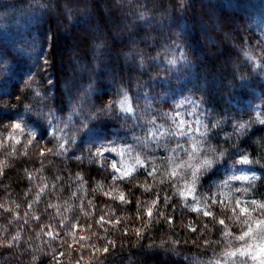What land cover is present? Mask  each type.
<instances>
[{"label": "trees", "instance_id": "obj_1", "mask_svg": "<svg viewBox=\"0 0 264 264\" xmlns=\"http://www.w3.org/2000/svg\"><path fill=\"white\" fill-rule=\"evenodd\" d=\"M10 2L0 0L2 115L21 117L0 122V264H213L256 239L258 219L183 190L192 169L209 184L246 156L256 175L231 199L264 203V0H45L5 30ZM125 92L130 112L115 103ZM89 109L113 151L74 131ZM193 111V134L150 135Z\"/></svg>", "mask_w": 264, "mask_h": 264}, {"label": "rangeland", "instance_id": "obj_2", "mask_svg": "<svg viewBox=\"0 0 264 264\" xmlns=\"http://www.w3.org/2000/svg\"><path fill=\"white\" fill-rule=\"evenodd\" d=\"M45 0H11L9 5V14H4L1 17V22L6 27L5 30H7L8 26L11 24L13 26L18 25L19 28L20 25H24L26 21L21 23V20L25 18L26 11L30 12L35 7H37L40 2H44ZM261 23L260 29H262V35L264 36V26H262V22L264 24V15L262 18L259 19ZM260 56L262 61H264V46L262 50L260 51ZM79 71V70H78ZM123 108H130L131 111L133 109L132 103H130L129 100H126L123 107L120 105V110L124 111ZM124 112H130V111H124ZM194 111L191 113H188V115H180L178 118V121L174 124L172 129L169 131L167 128V132H175L176 135L179 137L191 135L193 132H196L197 130L193 125H197L198 119H196ZM181 121L183 122L181 124ZM17 129V128H16ZM17 130H20L17 129ZM16 131V130H15ZM22 131L20 135H16V141L20 142L23 141L22 138ZM30 145L33 144V142H29ZM40 154H43L44 150L39 151ZM104 158V157H103ZM191 162H186L181 167L182 172L187 173L191 169ZM222 175L219 178L212 179L209 184H203L202 182L198 181V179L195 176V172L197 169L190 171L191 176L188 178L184 183V194L187 197H192L198 201L206 202V201H212L214 204L218 203H231L234 205L235 209L238 211L239 214L250 217L252 219H258L259 221L264 220V209L260 208V205L264 203H260L256 200H240L239 203L233 202L231 199V195H234L237 191L235 190L234 186L237 183L245 182L252 177L256 175L254 172L253 167L249 166L248 164H242V163H234L230 162L228 164H225L222 168ZM183 173V174H184ZM238 177L240 179H238ZM243 177H247L248 179H243ZM108 195H110L115 200H123V192H120L118 189L113 187L110 190H107ZM253 201H256L255 204H253ZM241 208H247L248 214H243L240 209ZM258 232L255 234L256 239L251 242L248 246L241 248L240 250L231 252L227 254L225 257L218 261H213V264H260V260L264 259V256L260 255L259 252V245L261 243H264V226L258 227ZM247 249L248 254L247 255H240V252L244 249ZM255 254L257 259L253 260L252 255ZM166 258V256H165ZM67 256L61 255L58 257L57 263L62 264L66 261ZM239 260V261H238Z\"/></svg>", "mask_w": 264, "mask_h": 264}, {"label": "snow or ice", "instance_id": "obj_3", "mask_svg": "<svg viewBox=\"0 0 264 264\" xmlns=\"http://www.w3.org/2000/svg\"><path fill=\"white\" fill-rule=\"evenodd\" d=\"M171 62H172V61H170V63H171ZM4 64H5V62H4L3 60H0V65H4ZM258 66L261 67L262 69H264V61H262L261 64L258 65ZM49 83H51V82L49 81ZM25 86L31 88V87H32V82H28V83H26ZM49 90H50V89H49ZM35 95H36L37 97H39L41 101H43V96H47V92H45V93L43 94V96H41L40 91H39V90H36V91H35ZM123 95H124V97H125L124 100H118V101L115 102L116 104L121 105V107H123V105H124V103H125V101H126V99H127V93L125 92V93H123ZM8 101H9V100L6 99V98L3 96V94H0V122H3L4 119H9V120H11V119H18V118L21 117V113H18V112H17V113H14V114L11 115V116H7V117H5V116L2 115V113H3L4 111H7V110L10 108V104L8 103ZM113 107H114V102H111V101H110V102L108 103L107 107H102V108L99 109V115H101V116L109 115V114L113 111ZM123 110H124V111H131L130 108H123ZM92 111H93L92 109H89V115H88L84 120L80 121V127H79V128L74 129V131H75L76 133H83V137H84V135L86 134L85 129H87V130L90 132V131H92V130L95 128V126L97 125V124H93L92 127H88V126H87L88 123H89L91 120H93V119L96 118V117H94V116L91 115V112H92ZM49 114H50V116H52L53 118H55V113H54V112H51V111H50ZM222 122H223V121H221V120H217V121H216V124L219 125V124H221ZM255 122H257V120H254V121H252L251 123H255ZM258 122H259L260 124H264V119H258ZM151 123L155 124V121H151ZM182 123H183V122L181 121V124H182ZM248 126H249V124H238V125H236V130L246 129ZM15 127H16L17 129H19V128H20V125H19V124H16ZM149 132H150V135H151L152 137H157V138H162V137H165L166 135H168V132H167L166 129H164V126H163V125H156L155 128H154V129H150ZM173 134H175V133H173ZM105 139H107V137H95V136H93V139L90 140L89 142L92 143L93 145H95L96 143L99 142V143H100V147L103 148V150H104L105 152L113 151L114 149H111V148H109V147H106V146L103 144V141H104ZM211 151H212V152H215V149H213V150H211ZM221 155H223V153H221ZM234 163H242V164L247 165V164H251L252 161H250V160L245 156L242 160H240V161H234ZM212 164H213V159H212V158H205V159L203 160V167H205V168H211ZM238 179H240V178L238 177ZM243 179H248V178H247V177H243ZM122 199H123V198H122ZM237 203H239V201H237ZM255 203H256V201H253V204H255ZM260 208H261V209H264V204L260 205ZM240 211H241L243 214H245V215L248 214V209H247V208H241ZM205 215H209V213H205ZM148 216H149V217L152 216V212H151V211L148 212ZM116 223L119 224L120 221H116ZM219 223H220L221 225H224V224H225V221H224L223 219H221V220L219 221ZM262 226H264V220H261V221L257 222V227H262ZM193 231H195V229H193ZM251 234H252V228L249 227V230H248L247 232H245L242 236H240L239 239H240V240H244L246 236H251ZM106 243H107V244H110V245H114V241H111V240H107ZM103 252L107 253V252H108V248H107V247H104V248H103ZM259 252H260V255H261V256H264V243H261V244L259 245ZM247 254H248V252H247V249H246V248L240 252V255H242V256L247 255ZM252 259H253V260L257 259V257H256L255 254L252 255ZM260 264H264V259H261V260H260Z\"/></svg>", "mask_w": 264, "mask_h": 264}, {"label": "clouds", "instance_id": "obj_4", "mask_svg": "<svg viewBox=\"0 0 264 264\" xmlns=\"http://www.w3.org/2000/svg\"><path fill=\"white\" fill-rule=\"evenodd\" d=\"M99 87L104 91V90L107 88V84H106V82L101 81ZM99 99L103 100V99H104V95H101V96L99 97ZM100 125H102V124H97V125L95 126V128H94L92 131H90V132H89L87 129H85V132L87 133V135H88L89 138H91V137H93V136L95 135V133H96V131H97V128H98Z\"/></svg>", "mask_w": 264, "mask_h": 264}]
</instances>
